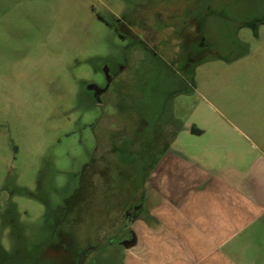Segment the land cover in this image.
<instances>
[{
	"label": "rangeland",
	"instance_id": "rangeland-1",
	"mask_svg": "<svg viewBox=\"0 0 264 264\" xmlns=\"http://www.w3.org/2000/svg\"><path fill=\"white\" fill-rule=\"evenodd\" d=\"M245 122L264 124V0H0V264H120L177 127L204 160Z\"/></svg>",
	"mask_w": 264,
	"mask_h": 264
},
{
	"label": "crops",
	"instance_id": "crops-1",
	"mask_svg": "<svg viewBox=\"0 0 264 264\" xmlns=\"http://www.w3.org/2000/svg\"><path fill=\"white\" fill-rule=\"evenodd\" d=\"M240 124L213 131L204 160L174 148L177 127L127 212L120 264H264V124Z\"/></svg>",
	"mask_w": 264,
	"mask_h": 264
},
{
	"label": "flooded vegetation",
	"instance_id": "flooded-vegetation-1",
	"mask_svg": "<svg viewBox=\"0 0 264 264\" xmlns=\"http://www.w3.org/2000/svg\"><path fill=\"white\" fill-rule=\"evenodd\" d=\"M91 88H92L91 91H92V93L94 95V99L98 102V104L101 103V101H102L101 97H103V95L107 93L108 89L97 88L96 86H91ZM132 212L135 213L136 212V208H134ZM125 227H126V224H125L123 229H125ZM121 232H119V234ZM121 242H122V239H120L119 243H121Z\"/></svg>",
	"mask_w": 264,
	"mask_h": 264
},
{
	"label": "trees",
	"instance_id": "trees-1",
	"mask_svg": "<svg viewBox=\"0 0 264 264\" xmlns=\"http://www.w3.org/2000/svg\"><path fill=\"white\" fill-rule=\"evenodd\" d=\"M190 75H191V80L193 81V78H194V71L193 70L191 71Z\"/></svg>",
	"mask_w": 264,
	"mask_h": 264
}]
</instances>
